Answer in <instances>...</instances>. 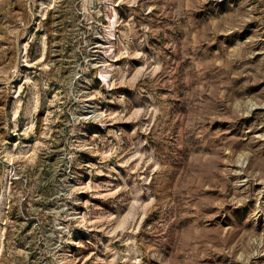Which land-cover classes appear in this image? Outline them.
Returning a JSON list of instances; mask_svg holds the SVG:
<instances>
[{"label":"rangeland","instance_id":"1","mask_svg":"<svg viewBox=\"0 0 264 264\" xmlns=\"http://www.w3.org/2000/svg\"><path fill=\"white\" fill-rule=\"evenodd\" d=\"M0 264H264V0H0Z\"/></svg>","mask_w":264,"mask_h":264}]
</instances>
